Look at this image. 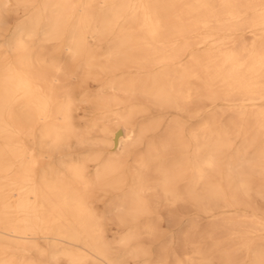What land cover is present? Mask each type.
Listing matches in <instances>:
<instances>
[{"label": "bare ground", "instance_id": "bare-ground-1", "mask_svg": "<svg viewBox=\"0 0 264 264\" xmlns=\"http://www.w3.org/2000/svg\"><path fill=\"white\" fill-rule=\"evenodd\" d=\"M126 259L264 264V0H0V264Z\"/></svg>", "mask_w": 264, "mask_h": 264}, {"label": "rangeland", "instance_id": "rangeland-1", "mask_svg": "<svg viewBox=\"0 0 264 264\" xmlns=\"http://www.w3.org/2000/svg\"><path fill=\"white\" fill-rule=\"evenodd\" d=\"M8 12V13H7ZM7 12H5V14H4V25H5V27H10L11 25H12V23H13V25H14V22L16 21V17H15V14L14 13H12V11H7ZM9 13H10V15H9ZM7 14H8V16H7ZM11 14H13V15H11ZM13 19V20H12ZM12 25V26H13ZM11 26V27H12ZM7 36H9V34L7 35ZM91 84V86L93 87L94 86V83H90ZM84 109H86V105L85 104H83L82 106H80V111L81 112H83V110ZM201 220V222L199 223V225L201 226V227H199V228H201V229H203L204 228V225L206 224V217L205 216H202V219H200ZM199 220V221H200ZM183 221V220H182ZM182 221H176L177 223H175V222H172V221H170L169 219H166V218H164L159 224H158V227L161 229V232H164V233H161V235H160V241L158 240H156L154 243L156 244H154L153 243V247H154V249H155V251L160 247V245H162V244H164V243H166V242H168V237H169V235L171 234V233H174L176 236L178 235V236H182V233H185L186 232V230H188V222L186 221V220H184V222H182ZM203 221V222H202ZM178 222H179V224H178ZM173 223H175V224H173ZM183 223V224H182ZM181 226H182V228H181ZM110 227H111V231H110V233H109V235H110V237H112V234H113V232H114V230L116 231V228L113 226V225H110ZM203 227V228H202ZM170 231H169V230ZM180 229H182V230H180ZM163 230V231H162ZM196 231V229L195 228H193V229H191V231L190 232H192V231ZM199 231V230H198ZM115 233V232H114ZM164 234V235H163ZM164 236V237H163ZM158 243V244H157ZM178 243V244H177ZM172 249L170 250L171 252V254L170 255H172V253H173V251L175 250V252H176V254H178L179 256L180 255H182V253H183V250H184V245H182V243L181 242H174V243H172ZM168 256V258H170V257H172V256ZM126 264H134V262H133V260H131V259H126Z\"/></svg>", "mask_w": 264, "mask_h": 264}]
</instances>
